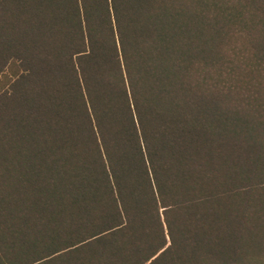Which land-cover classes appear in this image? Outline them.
<instances>
[{
    "label": "trees",
    "instance_id": "1",
    "mask_svg": "<svg viewBox=\"0 0 264 264\" xmlns=\"http://www.w3.org/2000/svg\"><path fill=\"white\" fill-rule=\"evenodd\" d=\"M0 264H264V0H0Z\"/></svg>",
    "mask_w": 264,
    "mask_h": 264
}]
</instances>
